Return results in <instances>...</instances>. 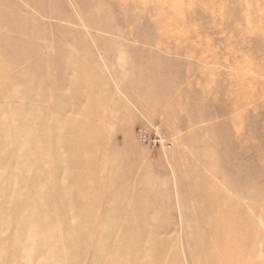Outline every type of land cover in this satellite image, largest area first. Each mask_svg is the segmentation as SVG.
Here are the masks:
<instances>
[{
    "label": "rangeland",
    "instance_id": "obj_1",
    "mask_svg": "<svg viewBox=\"0 0 264 264\" xmlns=\"http://www.w3.org/2000/svg\"><path fill=\"white\" fill-rule=\"evenodd\" d=\"M0 264H264V0H0Z\"/></svg>",
    "mask_w": 264,
    "mask_h": 264
}]
</instances>
